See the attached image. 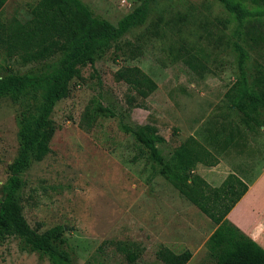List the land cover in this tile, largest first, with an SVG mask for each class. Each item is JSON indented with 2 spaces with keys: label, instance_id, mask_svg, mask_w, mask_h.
Returning a JSON list of instances; mask_svg holds the SVG:
<instances>
[{
  "label": "rangeland",
  "instance_id": "374dc122",
  "mask_svg": "<svg viewBox=\"0 0 264 264\" xmlns=\"http://www.w3.org/2000/svg\"><path fill=\"white\" fill-rule=\"evenodd\" d=\"M38 1L7 0L0 22L26 21ZM81 1L116 24L141 0ZM189 9L190 23L180 25V33L169 30L171 19L189 14ZM228 18L215 0L159 1L144 26L114 42L94 68L84 66L81 77L69 83L68 98L56 104L51 116L57 129L50 153L24 172L20 204L32 229L62 227L73 264H129L111 241L135 242L143 248L134 264H162L155 257L159 244L172 246L175 253L189 250L192 257L187 264H213L205 247L212 230L207 217L165 181L146 156H139L137 143L120 130L119 123L154 125L166 140L165 154L189 136L209 145L235 138L238 144L254 136L238 123L224 97L237 74L229 46L236 40L235 23L224 26ZM244 48L250 55L246 72L252 82L257 65L264 66V56ZM187 51L203 53L208 70L199 75L186 66L182 58ZM43 66L24 64L17 56L8 58L0 48L1 76ZM125 66L139 67L157 85L140 107H128L127 86L114 79ZM36 101L26 98L15 104L0 99V201L19 149L21 115ZM98 105L110 106L121 116L92 119L91 109ZM79 124L88 126V131ZM208 169L199 165L193 174L217 187L219 179L210 177ZM0 264L50 263L22 250L20 240L10 236L0 241Z\"/></svg>",
  "mask_w": 264,
  "mask_h": 264
},
{
  "label": "trees",
  "instance_id": "16d2710c",
  "mask_svg": "<svg viewBox=\"0 0 264 264\" xmlns=\"http://www.w3.org/2000/svg\"><path fill=\"white\" fill-rule=\"evenodd\" d=\"M6 1L0 0V12ZM159 1L173 0H141L116 24L94 13L81 0H39L26 21L0 22V48L8 58L17 56L24 64L44 65L36 71L0 75V99L8 98L15 104L26 98L37 99L30 110L22 113L19 122V149L9 166L5 195L0 201V241L15 236L22 250L37 253L50 264H73L72 251L62 227L38 232L24 218L20 204L22 176L33 162L42 161L50 153V142L57 129L51 116L56 104L68 98L69 83L81 77L84 66L94 68L114 42L144 26L150 9ZM215 1L229 15L224 26L235 23L232 36L236 40L229 41V46L235 54L237 74L224 97L237 115L238 123L247 132L254 133L264 128V66L257 65L255 76L249 82L246 65L250 55L244 45L264 56V0ZM187 12L176 14L169 30L176 28L180 33V25L191 21L190 9L189 14ZM203 59V53L187 51L182 62L201 75L208 70ZM114 79L127 86L126 103L130 108L140 107L139 103L157 89L156 83L137 66L119 68ZM91 114L92 119L121 116L112 107L102 105L93 107ZM79 125L88 131V126ZM119 128L133 137L139 156H146L165 181L216 225L205 242L213 264H264V249L227 219L228 213L248 190L243 181L229 174L218 187H213L194 175L199 165L214 166L218 160L193 136L165 154L166 140L154 125L130 126L120 121ZM109 244L129 264H134L143 252L135 242L111 241ZM155 257L162 264H187L192 254L189 250L175 253L159 244Z\"/></svg>",
  "mask_w": 264,
  "mask_h": 264
},
{
  "label": "crops",
  "instance_id": "0c3cea01",
  "mask_svg": "<svg viewBox=\"0 0 264 264\" xmlns=\"http://www.w3.org/2000/svg\"><path fill=\"white\" fill-rule=\"evenodd\" d=\"M263 130L256 129L254 136L238 144L236 138L226 144L213 141L210 145L195 138L218 160L214 166H204L210 168L207 170L210 177L219 179L217 187L229 174L237 176L248 186L247 192L228 213L227 219L264 249V134L260 133ZM206 221L212 229L207 241L216 225L208 218Z\"/></svg>",
  "mask_w": 264,
  "mask_h": 264
}]
</instances>
